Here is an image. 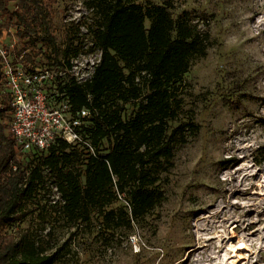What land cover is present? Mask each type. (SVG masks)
I'll list each match as a JSON object with an SVG mask.
<instances>
[{
    "label": "trees",
    "instance_id": "obj_1",
    "mask_svg": "<svg viewBox=\"0 0 264 264\" xmlns=\"http://www.w3.org/2000/svg\"><path fill=\"white\" fill-rule=\"evenodd\" d=\"M57 2L0 0V35L16 32L15 56L24 55L30 70L69 69L80 55L101 53L90 80L79 84L71 78L60 87L74 110L91 111L85 136L95 156L61 140L47 151L19 150L10 133L11 99L0 60V264H58L60 248L46 237L33 230L15 231L33 213L31 206L43 207L52 188L61 202L44 207L74 225L96 217L115 227L126 220L131 226L145 217L163 201L156 188L161 170L187 141V129L196 128H171L170 122L178 117L180 90L193 62L207 56L208 30H200L186 12L175 16L170 0H91L92 24H66L59 43L53 26ZM82 27L91 47H86ZM119 195L130 205L122 217L108 211Z\"/></svg>",
    "mask_w": 264,
    "mask_h": 264
},
{
    "label": "rangeland",
    "instance_id": "obj_2",
    "mask_svg": "<svg viewBox=\"0 0 264 264\" xmlns=\"http://www.w3.org/2000/svg\"><path fill=\"white\" fill-rule=\"evenodd\" d=\"M90 1L58 0L53 26L59 43L66 24H92ZM170 1L175 16L186 12L211 35L207 56L185 77L181 108L170 122L171 128H196L187 129V141L161 170L156 188L163 201L131 226L96 217L74 225L51 216L44 205L61 202L53 188L42 199L47 212L31 206L15 231L46 237L60 248L58 264H264V0ZM81 32L91 47L87 28ZM9 34V41L16 37ZM79 57L92 67L101 53ZM126 209L129 200L119 195L108 211L122 217Z\"/></svg>",
    "mask_w": 264,
    "mask_h": 264
},
{
    "label": "built area",
    "instance_id": "obj_3",
    "mask_svg": "<svg viewBox=\"0 0 264 264\" xmlns=\"http://www.w3.org/2000/svg\"><path fill=\"white\" fill-rule=\"evenodd\" d=\"M9 35L8 31L0 35V60L11 99L10 133L19 150L22 153L47 151L61 140L84 146L95 156V149L85 136L91 111L88 108L74 110L66 93L60 90L71 78L79 84L90 80L95 64L88 67L77 57L71 61L69 69L37 67L30 70L24 63V55L15 56L17 37L9 41Z\"/></svg>",
    "mask_w": 264,
    "mask_h": 264
}]
</instances>
